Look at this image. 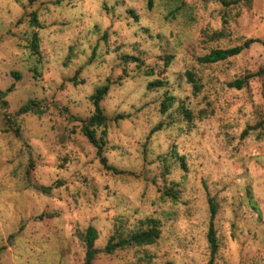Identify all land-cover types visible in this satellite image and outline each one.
<instances>
[{
	"label": "rangeland",
	"instance_id": "1",
	"mask_svg": "<svg viewBox=\"0 0 264 264\" xmlns=\"http://www.w3.org/2000/svg\"><path fill=\"white\" fill-rule=\"evenodd\" d=\"M0 91V264H83L89 226L91 264H264V0H0Z\"/></svg>",
	"mask_w": 264,
	"mask_h": 264
},
{
	"label": "trees",
	"instance_id": "2",
	"mask_svg": "<svg viewBox=\"0 0 264 264\" xmlns=\"http://www.w3.org/2000/svg\"><path fill=\"white\" fill-rule=\"evenodd\" d=\"M150 6V2L148 3ZM33 22L36 21V17H32ZM257 39H247L243 42L242 45L230 47V48H214L211 49L207 54L202 56L200 60L202 62L206 63H214L218 61H222L227 59L228 57L234 56L238 54L243 48L248 47V45L252 42H255ZM31 48L37 52L38 51V38L37 34L35 32L32 33V39L30 41ZM169 60V56L167 58ZM78 71H76L77 73ZM16 77H19L18 73H13ZM187 76L190 82H192L194 90H198V85L195 82L194 77L190 72H187ZM248 77V76H247ZM246 78V77H245ZM244 80V79H243ZM242 79H236L230 85H234L237 87H240L243 83ZM159 81H153L149 82L147 84L148 87L152 88L156 85H158ZM108 91V85H102L97 88L90 94L89 99L93 104V113L86 119L82 121L81 125V132L82 134L87 138V140L96 147L97 155L100 157L101 162L109 169H112L113 171H117V169L109 166L106 164V159L104 156H102L103 151V145H104V135L106 133L105 128L107 124L106 116L103 113L102 107L100 106V102L103 99V97L106 95ZM5 92L0 91V97H4ZM173 98L171 96H166L164 99H162L160 103V110L161 112H165ZM36 106V103L33 101H30L28 104L24 105L19 112L27 111L33 107ZM101 127V133L102 135L100 137H97L96 130ZM167 195H170L171 197L175 198V194L171 192L170 190H165L164 192ZM209 201V207H210V221L208 225V232H207V238L210 246L211 251V258L213 254L217 250V242H216V236H215V229L212 222V219L216 212V207L212 202V198H208ZM147 222L151 224V227L147 228L146 230H142L136 233H133L130 238L128 239H120L116 243H108L105 247V250H112L116 245H121L125 243H134L136 245H147L153 243L160 235V229L158 227V221L153 218H148ZM97 238V232L96 229L93 226H89L87 228L86 233V251H85V257L83 264H91L93 256L95 255L96 248L94 247V241Z\"/></svg>",
	"mask_w": 264,
	"mask_h": 264
}]
</instances>
